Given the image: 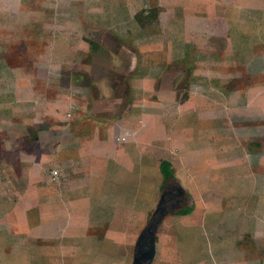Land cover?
I'll list each match as a JSON object with an SVG mask.
<instances>
[{"label":"crops","instance_id":"obj_1","mask_svg":"<svg viewBox=\"0 0 264 264\" xmlns=\"http://www.w3.org/2000/svg\"><path fill=\"white\" fill-rule=\"evenodd\" d=\"M47 3L55 4L56 11L37 21L33 7ZM191 3L196 4L195 0ZM159 5L155 10L161 12L164 6L171 11L181 7L180 0ZM146 6L143 0H0V70L19 69L21 37L32 39L31 44L37 37L52 39L50 65L66 64L68 54L76 53L67 49L65 54L59 45L61 39L106 35L117 38L125 46L123 51H127L124 39L139 36L148 19H152L154 7ZM22 7H28L31 14L21 15ZM247 17L225 18L226 55L221 58L224 62L218 68V75L213 74L212 52L204 35L203 40L199 35L200 39L193 44L182 42L176 46V38L181 42L178 33H171V41L161 40L156 51L143 47L138 58L124 52L129 64L117 58L107 68L96 66L99 74H94L96 80L89 84L98 88L97 102L111 103L102 107L94 101V105L88 106L91 98L83 92L78 99L82 106L77 114L82 119L75 131L76 140L62 142L56 154H51L52 158L56 156L54 161H47L45 158L50 154H45L38 174L29 162L27 173L17 169L14 173L12 170L4 173L1 168L0 264H32L34 256L47 258L38 264L50 263L47 255L33 249L36 240L46 239L51 230L49 227L43 233L37 232V197L43 198L44 209L59 198L62 204L55 211L60 215L56 217L58 220L48 218L49 225L57 222L64 227L65 224L62 241L82 240L87 250L84 255L92 253L91 264H131L149 212L159 207L163 216L157 232L164 224V217L175 215L179 220H168L161 229L167 230V226L175 229V225L180 229L189 223L194 228L188 226L191 233L206 238L201 233L206 226L207 239L216 249V253L206 256L201 253L199 239L190 238L188 249L180 248V251L178 244H167L170 246L167 248L163 241L162 264L173 262L177 250L182 256L184 250L188 253L181 261L187 264H264V241H220L229 230L236 231L238 227L226 220L234 209L218 201L219 196L244 197V191L239 190L241 185L236 190L229 189V181L241 180H230L226 173L228 143L238 134L235 127L241 128L245 139L251 140L260 132L259 123L264 121V11L251 19ZM155 19L162 20L160 14ZM133 23L135 30L131 29ZM226 62L234 67H228ZM244 66L251 83L242 79L239 67ZM182 67L187 72L180 73ZM3 84L6 85L4 90L0 89V119L5 116V109L7 117L18 119L22 102L19 80L9 78L5 82L2 75L0 86ZM181 84L187 87L184 96L177 94L185 88L178 90ZM27 93L33 96L31 89ZM28 99L35 103L34 96L32 101ZM59 100L62 103L66 99L59 96ZM65 103L61 105L66 107ZM51 166L58 169L56 180L52 179V171L47 173ZM21 179L27 180V191L19 189L23 185ZM214 182H223L225 187L221 186V194L210 196L212 205L192 208L195 191L201 190L204 196L209 183ZM181 205L183 208L179 210ZM239 214L241 221L247 218L244 211ZM65 218L70 221L65 222ZM201 220L202 224L196 226ZM94 239L106 240L109 245L106 256L96 260L91 251ZM110 241L115 245L113 251ZM255 243L262 249H252ZM119 244L121 248L125 244L131 247L129 257L124 256L123 249L122 253L117 251ZM159 248L156 238L155 257ZM83 261L84 256L82 260L75 258L74 264Z\"/></svg>","mask_w":264,"mask_h":264},{"label":"rangeland","instance_id":"obj_2","mask_svg":"<svg viewBox=\"0 0 264 264\" xmlns=\"http://www.w3.org/2000/svg\"><path fill=\"white\" fill-rule=\"evenodd\" d=\"M169 1L171 0H143L147 5L146 7H154V14L151 16L152 19H148L146 22L147 27L140 32L139 36L124 39L128 45L127 51L129 52V57L133 54L138 58L140 50L146 46L149 50H155L159 42L163 39H165L164 41H171V33H178L180 36L181 42H177V38L174 42L176 46H179L182 42H192L191 44H193L194 41L200 39L199 35H201V39L202 35H204L206 45L211 48L214 75H218V68L222 67L224 62H222L221 58H224L226 55L225 48L227 45L228 26L225 18L233 15H247V18L251 19L252 15H260L264 11V0H195V6L192 5L191 0H180L181 7H179V10L174 9L171 11L166 6L162 8L163 12L160 11L161 9L155 10V7L159 4H168ZM46 5L33 7L35 9L32 11V14L36 15L37 21L43 20L45 15L52 16L56 11L55 4L49 5L47 3ZM28 14H31V10L29 11L28 7H22L21 15L26 16ZM157 14H160L162 20L155 19ZM132 25L131 29L135 30L136 24L133 23ZM24 40L30 42L24 43ZM32 41V39L21 37L20 64L18 70L7 67L0 70V76L3 75L5 82L9 78H18L22 100L18 119L15 117L12 119V116L7 117L6 109L4 111L5 116L3 119H0V165H4L0 166V172L2 168L4 173H7L9 170H12L11 173H14V169H17L18 172L27 173V163L29 162L30 168H34L35 173L38 174L42 171V163L45 159L49 162L54 161L56 156L52 158L51 154H56L55 150L62 142L76 140L77 135L75 131L82 119L81 115L77 114V110L82 106L81 101H78L80 96L87 94L86 96L91 98L90 101L87 98L89 101L88 104H90L88 106L94 105V101L102 107L111 103L106 101L101 105V103L97 102L96 94L98 93V88L89 84L92 80H96L94 79V74H99L96 66L107 68L110 61H115L117 58L129 64V58L127 55H123L124 52H127L123 51L125 47L123 43L117 38L107 37L106 35L103 38L87 35L84 38L61 39L59 45L65 54L67 53V49L70 51L75 50L76 53L68 54L66 64L57 63V65L54 63L50 65L48 61L49 51L53 44L52 39L37 37L33 44H31ZM195 46L197 47L198 44L196 43ZM16 56L13 55L14 58ZM8 57L11 58V55ZM226 63L228 67H234L232 66L233 63ZM184 71L187 72V69L182 67L180 73ZM239 71L243 72V81L251 83L245 66L243 69L239 67ZM252 79L259 78L253 77ZM5 85L0 86V89L4 90ZM182 86L185 85L181 84L178 90ZM186 88L185 86L183 91L181 90L177 94L184 96ZM28 89H31L35 103L28 102V97L30 101H32L31 99L33 97L27 93ZM82 89L84 91H81ZM59 96H63L64 99L68 100L67 104L65 103L66 100L60 103ZM63 103L66 104V107L61 105ZM67 114L70 115L69 120L66 118ZM65 120L67 124L64 122ZM12 125H16V127ZM259 129L260 132L258 134H254L251 140H247L242 134L243 130L235 127L238 134L235 139L233 138L228 143V166L226 167V173L231 177L230 180L232 178L241 180L229 181V189L236 190L238 188L237 186L241 185L239 190L244 191V197H228L227 199H223L219 196L218 201L222 200L223 203L225 202L223 205L232 206L234 209L232 211L229 208L230 212H232L226 220L238 227L236 231L229 230L226 238L220 241H234L235 239L238 241H264V121L259 123ZM45 154H50V156L44 159ZM45 170H47V167ZM55 170L51 166L49 171L47 170V173L49 174L50 171ZM11 173L9 172L8 174ZM21 184L23 185L21 187L19 186V189L27 191V180L21 179ZM223 185L225 187V183L223 182L209 183V190H206L207 193H204V196L201 190H196V196L192 198V208L212 205V201L209 202V200H212L209 199L210 196L214 198L216 195L221 194L220 190L223 189L221 188ZM39 189L43 190L42 188ZM53 200L55 204H50L44 209L43 198L37 197L38 203L35 211V227L37 232L38 234L43 233L49 227L51 230H48L49 234L47 233L46 239L39 237L40 239L36 240V245L33 246V249L35 251L37 250V253L47 255L49 264H74L75 258L82 260L83 256L84 261L82 264H91L89 260H91L92 253L88 252V255H84V252H87V250L82 240L62 241V237L66 231L65 224L64 227L62 223L57 224V222H52V225H49L48 218L58 220L56 217L60 213L59 211H55V208L59 210L60 204H62L59 202L58 197ZM182 208V205L178 207L179 210ZM154 209H151L149 212L148 223L152 214L155 212ZM241 211L246 213L247 218L244 221H241L237 217L241 215L239 214ZM164 218V224L162 226L168 220H179V217L175 215H169ZM181 219L184 221L183 218ZM68 221L70 220L65 218V222ZM202 222L203 220L195 225H201ZM162 226H160L156 236L160 252L157 253L154 264H162L160 257L162 255L161 253H163L162 249H164L163 245H161L163 241L164 245L178 244L177 249L179 248L180 251V248L188 249V240L190 238L191 241L193 239H199L200 241L197 242L202 247L201 250L203 252L201 253L203 255L206 254V256H209L212 255L211 253H216V249L211 246L208 240L209 236L207 237L206 234V226V230H201V233L206 238L200 237L198 233H191L189 229L194 228L189 223L184 224L180 229L175 225V229H172L170 226L168 228L167 226V230H165L161 229ZM235 233H238L237 237L234 235ZM201 239L204 241L206 239L205 243ZM91 241H94L91 246V251L93 249V259L96 260L97 258H101V256H106L107 252L105 251L109 247L106 244V240L98 241L94 239ZM64 243H67V245H63ZM113 245V241H110L112 251L115 246ZM253 245L255 247L252 249L257 247L256 243ZM258 246L256 249H262L260 244ZM167 248H170V246L167 245ZM238 248L241 250L240 246ZM122 249L125 252V257L127 254L128 257L131 255V247L129 245L125 244V247L121 248V244H119L117 251L122 253ZM180 256L181 258H179ZM187 256L188 253L185 250L183 256L177 250L173 256L174 261L170 264H175L176 262L177 264H187L185 261L181 262ZM45 259L47 258L38 259L34 256L32 264H38V262H43Z\"/></svg>","mask_w":264,"mask_h":264},{"label":"water","instance_id":"obj_3","mask_svg":"<svg viewBox=\"0 0 264 264\" xmlns=\"http://www.w3.org/2000/svg\"><path fill=\"white\" fill-rule=\"evenodd\" d=\"M161 208L153 213L149 223L139 234L131 264H152L156 254V233L162 218Z\"/></svg>","mask_w":264,"mask_h":264},{"label":"built area","instance_id":"obj_4","mask_svg":"<svg viewBox=\"0 0 264 264\" xmlns=\"http://www.w3.org/2000/svg\"><path fill=\"white\" fill-rule=\"evenodd\" d=\"M66 118H67V120H69V119H70V115L67 114V115H66ZM51 176H52V179H53V180H56V179L58 178V176H59L58 171H57V170L52 171V172H51Z\"/></svg>","mask_w":264,"mask_h":264},{"label":"trees","instance_id":"obj_5","mask_svg":"<svg viewBox=\"0 0 264 264\" xmlns=\"http://www.w3.org/2000/svg\"><path fill=\"white\" fill-rule=\"evenodd\" d=\"M163 166H166L165 164H163ZM166 168V167H165Z\"/></svg>","mask_w":264,"mask_h":264}]
</instances>
